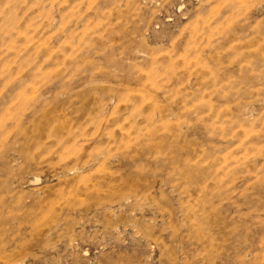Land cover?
<instances>
[{"label": "rangeland", "instance_id": "obj_1", "mask_svg": "<svg viewBox=\"0 0 264 264\" xmlns=\"http://www.w3.org/2000/svg\"><path fill=\"white\" fill-rule=\"evenodd\" d=\"M0 264H264V0H0Z\"/></svg>", "mask_w": 264, "mask_h": 264}]
</instances>
